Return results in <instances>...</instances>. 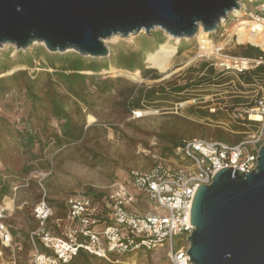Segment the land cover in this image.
<instances>
[{
    "label": "trees",
    "instance_id": "trees-1",
    "mask_svg": "<svg viewBox=\"0 0 264 264\" xmlns=\"http://www.w3.org/2000/svg\"><path fill=\"white\" fill-rule=\"evenodd\" d=\"M154 37H157V34H151L150 37L142 36L140 49L114 52L103 59L83 58L73 53L52 54L42 48L38 53L44 57L45 66L52 69L51 73L41 72L36 74L33 79L25 78L24 81L22 80V77L26 76L24 71L0 77V100L14 89H19L22 90L26 101V115L20 118L23 128L17 132L24 156V165L21 170L24 175L27 176L33 172L37 162L40 163L38 169L47 170L49 161L45 159V154L47 152L54 153L70 146L88 154L89 162L82 160L83 164L87 163L85 165L90 167L106 165V160L97 151L100 146L99 140L105 139L107 134V129L102 124L114 130L121 140L131 141V138L124 134L122 128H133L128 120L133 113L173 108L175 105L197 98L199 93H206L201 92L202 89L221 86L233 80V78L216 73L212 63L206 60H202L196 66L187 67L183 72L170 79L162 80L163 75L158 72H165L163 64H156L151 67L153 69L147 68L145 65L146 55L154 51L151 44ZM178 45L166 39L155 50L165 48L167 50L164 52L165 55L179 53L181 49L177 51ZM230 54L234 57L264 60V53L249 44L238 46ZM32 60L31 55L17 52L14 58L7 60V65L0 69V75L14 66L32 67ZM0 63L2 62L0 61ZM110 67L131 73L138 71L142 79L159 82L146 86L135 84L122 74H99L102 71H107ZM235 78L239 91H245L243 86L239 85L248 88L260 86L264 94V64L257 66L254 70L239 74ZM220 103L222 104L221 110L217 109L212 113L208 110H197L193 106L189 107L187 112L189 115L212 121L226 120V114L236 112L237 117L235 123L232 124L236 141L230 142L223 137L216 140L230 145L239 143L246 132L257 129L258 123L248 120L246 117V110L254 107L251 98L241 94H230L227 100L220 101ZM86 116H92L96 123L86 125ZM11 128L10 122L0 115V137L3 133H9ZM193 136V132L185 128L172 130L166 134H155L152 137L156 143L153 150L166 159L177 157L175 149L184 140L193 139ZM139 144L144 149H152L146 140L139 141ZM59 153L60 151L55 154L59 155ZM84 153L82 157L87 159V155ZM2 154L3 146L0 141V163L3 162ZM6 172L7 170L0 168V204L10 207L12 205L10 200L12 186L5 178ZM29 186L30 190H37L34 181L31 180ZM82 194L89 197L103 212H106L108 188L99 190L94 187H86ZM39 200L40 195L37 194L33 197L34 206ZM64 200L60 202L46 199L47 204L53 210V216L47 222V227L54 236L59 235V231L53 222L64 219L66 215ZM26 209L15 210L11 217L26 214ZM26 219L29 225L32 221L34 222V227L30 231L15 228L14 223L6 217V214L0 220L11 236L10 247L6 248L0 245L2 255L10 254V249L13 248L14 254L19 257L23 248L31 249L29 235L36 230L37 223L32 216H27ZM19 237L23 240L20 244L21 248H17ZM35 243L40 251H46L38 239H35ZM91 260L109 264V262L82 250H79L77 255L66 264H89ZM115 260V257L112 256L111 261Z\"/></svg>",
    "mask_w": 264,
    "mask_h": 264
},
{
    "label": "rangeland",
    "instance_id": "rangeland-1",
    "mask_svg": "<svg viewBox=\"0 0 264 264\" xmlns=\"http://www.w3.org/2000/svg\"><path fill=\"white\" fill-rule=\"evenodd\" d=\"M262 4H264V0H240L239 9L237 10L238 13L233 12L229 16L227 22L221 24L218 31L208 37H206V34L203 36L201 35L202 37L197 35L196 38L188 40L182 39L179 42L170 39L160 30L152 32L151 34H157V37H154V41L151 43L154 51L146 55V67L151 68L156 64H163L165 72L160 73L156 71L163 75L162 80H167L183 72L189 66H196L202 60L213 63L215 59L209 55V52L214 48H221V54L232 56L230 53L236 50L238 46L251 45L248 42L263 47L264 41L262 38L249 35L246 26L247 18L243 15V12L262 14L259 9ZM243 22L244 24H241ZM150 35H145L143 32H140L137 35L127 38L114 36L105 40L104 45L109 54L118 51L138 50L142 45V36L150 37ZM166 39L173 44H179L177 46V51L180 49L181 51L179 53L165 55L164 52L167 51L165 48L155 50L157 46L164 43ZM208 40H211V43H209ZM42 48L45 49L42 44H34L25 50L16 51L13 46H2L0 49V61L2 62L0 63V69L6 66L7 60L13 59L17 52L27 53L32 56L33 60L32 67L23 65L14 66L0 75V77L24 71L26 72V76L22 77L24 81L25 78L33 79L36 74H40L41 72L51 73L52 69L45 66L44 57L40 56L38 53ZM204 51H208L207 54L199 57ZM214 71L218 73L217 70L214 69ZM99 74H122L126 78L132 80L133 83L144 84L146 86H151L159 82L142 79L138 71L131 73L128 71L115 70L111 67L107 71H102ZM222 76L233 78V80L221 86H211L202 89L203 91L201 92L206 93H199L197 98L175 105L173 108H164L159 111L147 110L142 112L141 116H137L136 112L133 113L132 117L128 119L133 128H122L124 134H127L131 138V141L121 140L114 130L102 124V126L107 129V134L105 139L99 140L100 146L97 151L106 160V165L90 167L85 165L87 163L83 164L82 160L89 162L88 154L84 153V151L80 152L70 146L58 150L60 151L59 155L55 154L58 151L54 153L47 152L45 154V159L49 161V168L47 170L38 169L40 163L37 162L35 164V170L27 176L21 171L24 165V156L17 135V132L23 128L20 118L26 115L25 110L27 106L22 90L14 89L0 100V115L12 125L11 131L9 133H3L0 137L3 146V162L0 163V168L7 170L5 178L12 186V196L10 200L13 206L12 210L6 213V217L14 223L15 228L30 231L31 228L34 227V222L32 221L29 225L26 217H31L32 208L34 206L33 197L35 195L38 194L41 198L45 193L46 199L62 202L67 196L82 193L86 187L105 190L115 181L122 180L130 169L149 168L151 162L149 156L144 152L147 149H144L139 144V141L146 140L150 145L152 140H154L152 137L155 134H166L172 130L185 128L193 132V138L219 140V137H223L230 142H235V133L233 132L232 124L235 123L237 117L236 112L226 114V120L219 119L218 121L192 116L187 112V109L192 106L197 110H208L210 113L217 109L221 110L222 104L220 101L227 100L230 94H241L242 96L251 98L258 87H260L255 86L248 88L244 85H239L243 86L245 90L241 92L235 81V75L225 74ZM252 118L256 117L253 116ZM85 121L88 126L96 123V120L92 116H86ZM248 133L249 131L245 133L243 139ZM145 134H148V136H145ZM83 153L87 155V159L82 157ZM169 160L172 166H180L182 164L176 157L169 158ZM31 180L36 183L37 190H30L29 185ZM3 206L4 205L0 204V209ZM154 207L155 203L150 202L148 206L149 210H152ZM24 208H27L26 214L23 213L19 216L11 217L15 210L22 211ZM18 240L17 248H21L20 244L23 240L20 237ZM10 250V254L1 255L0 264H30L32 255V250L30 248H23L19 257L14 254L13 248ZM165 256V250L158 249L146 256L138 255L134 257L132 255H126L115 257L118 263L111 261L109 264H167ZM89 264L101 263L91 260Z\"/></svg>",
    "mask_w": 264,
    "mask_h": 264
},
{
    "label": "water",
    "instance_id": "water-1",
    "mask_svg": "<svg viewBox=\"0 0 264 264\" xmlns=\"http://www.w3.org/2000/svg\"><path fill=\"white\" fill-rule=\"evenodd\" d=\"M240 0H0V49L42 44L47 52L108 57L104 41L162 31L172 39L206 37ZM146 60V59H145ZM249 173L223 168L197 187L187 238L190 264H264V144Z\"/></svg>",
    "mask_w": 264,
    "mask_h": 264
},
{
    "label": "built area",
    "instance_id": "built-area-1",
    "mask_svg": "<svg viewBox=\"0 0 264 264\" xmlns=\"http://www.w3.org/2000/svg\"><path fill=\"white\" fill-rule=\"evenodd\" d=\"M259 9L262 14L243 12V15L247 18L249 35L264 41V4ZM251 45L264 53V46ZM209 55L214 57L212 66L221 75L237 76L264 64L261 58L223 55L221 48L212 49ZM251 100L254 107L246 110L247 119L255 121L252 117L258 116V126L239 143L230 145L200 138L184 140L175 149V155L185 164L172 166L169 159L153 150L156 143L152 140V149L144 151L151 167L131 169L123 182L111 185L106 212L82 193L65 198V218L53 222L59 231L57 236L52 235L47 227L53 210L44 193L31 212L37 227L29 235L30 264H66L79 250L111 262L112 256H146L158 249L165 250L167 264H190L187 238L193 230L190 211L197 187L209 185L212 177L223 168L249 173L256 166L258 149L264 144V94L261 87ZM150 202L155 203L152 210L148 208ZM8 212L9 209L3 206L0 220ZM35 239L45 252L40 251ZM0 244L4 247L11 244L10 233L1 223ZM114 262L118 263V260Z\"/></svg>",
    "mask_w": 264,
    "mask_h": 264
},
{
    "label": "bare ground",
    "instance_id": "bare-ground-1",
    "mask_svg": "<svg viewBox=\"0 0 264 264\" xmlns=\"http://www.w3.org/2000/svg\"><path fill=\"white\" fill-rule=\"evenodd\" d=\"M235 13H238L237 12V10L236 11H234ZM241 24H244V22L243 23H241ZM206 33H204L202 30H201V28H199V30H198V33H197V35H199V37H202L203 35H205ZM202 35V36H201ZM168 36V35H167ZM169 37V36H168ZM170 39H172L171 37H169ZM172 40H177L178 41V39H172ZM2 48V47H1ZM136 114H137V116H141L142 115V112H140V111H137L136 112ZM256 118H252V120H255V121H258L259 120V117L258 116H255ZM7 209H12V205L10 206V207H6Z\"/></svg>",
    "mask_w": 264,
    "mask_h": 264
},
{
    "label": "crops",
    "instance_id": "crops-1",
    "mask_svg": "<svg viewBox=\"0 0 264 264\" xmlns=\"http://www.w3.org/2000/svg\"><path fill=\"white\" fill-rule=\"evenodd\" d=\"M151 162V161H150ZM182 164H185L184 162H182ZM151 165H152V163H151ZM151 167V166H150ZM149 167V168H150ZM148 169V168H147ZM127 174V173H126ZM126 174H125V176H126ZM125 176L123 177V179L122 180H117V181H115L113 184H115V183H118V182H123V180L125 179ZM113 184H111V185H113ZM110 185V186H111ZM141 199H142V202H143V197H141ZM143 204V203H142ZM12 206H13V204H12ZM145 208V207H144ZM12 210V209H11ZM10 209H9V211H11Z\"/></svg>",
    "mask_w": 264,
    "mask_h": 264
}]
</instances>
